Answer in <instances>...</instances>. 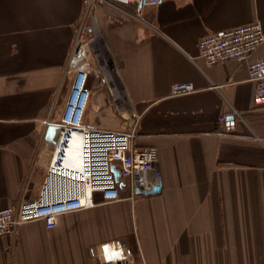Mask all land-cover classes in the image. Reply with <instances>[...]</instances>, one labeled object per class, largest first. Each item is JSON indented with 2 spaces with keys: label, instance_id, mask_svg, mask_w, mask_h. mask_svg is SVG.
Masks as SVG:
<instances>
[{
  "label": "crops",
  "instance_id": "1",
  "mask_svg": "<svg viewBox=\"0 0 264 264\" xmlns=\"http://www.w3.org/2000/svg\"><path fill=\"white\" fill-rule=\"evenodd\" d=\"M260 21L264 0H0V207L38 196L70 81L91 89L86 116H128L156 147L162 189L64 213L0 237V264H101L123 240L146 264H264V105L245 62L209 65L202 37ZM83 58H77L76 47ZM264 56V43L251 59ZM177 82L194 91L173 95ZM227 121L220 122V116Z\"/></svg>",
  "mask_w": 264,
  "mask_h": 264
},
{
  "label": "built area",
  "instance_id": "2",
  "mask_svg": "<svg viewBox=\"0 0 264 264\" xmlns=\"http://www.w3.org/2000/svg\"><path fill=\"white\" fill-rule=\"evenodd\" d=\"M117 1L134 5L137 12L143 3V0ZM262 43L263 25L254 21L210 33L200 39L198 47L209 65L226 60L245 62L250 79L255 82L254 101L264 105V56L251 59ZM76 53L78 56L82 53L81 45L76 47ZM87 79L85 70H78L72 76L39 194L17 206L0 207V237L13 235L19 225L35 220H41L47 228H55L60 215L94 206L97 192L106 201L121 199L123 183L131 190L130 198L138 194L137 188L150 189L161 184L158 150L136 146L133 127L112 130L87 123L91 96ZM194 89L190 82H177L172 85L171 93L183 95ZM225 121L227 115H221L220 122ZM79 138L81 141L77 143ZM99 258L101 264H146L140 252L120 239L102 242Z\"/></svg>",
  "mask_w": 264,
  "mask_h": 264
},
{
  "label": "rangeland",
  "instance_id": "3",
  "mask_svg": "<svg viewBox=\"0 0 264 264\" xmlns=\"http://www.w3.org/2000/svg\"><path fill=\"white\" fill-rule=\"evenodd\" d=\"M128 116H86L91 126L122 129L129 121Z\"/></svg>",
  "mask_w": 264,
  "mask_h": 264
},
{
  "label": "water",
  "instance_id": "4",
  "mask_svg": "<svg viewBox=\"0 0 264 264\" xmlns=\"http://www.w3.org/2000/svg\"><path fill=\"white\" fill-rule=\"evenodd\" d=\"M82 56H83V52L77 58L81 59V58H83ZM78 70H85L87 72V70L84 67H79L76 69V71H78ZM87 74H88V72H87ZM58 128H59V126L56 124H52L48 127L47 134H46L47 140H49L51 142H55V136L57 134ZM116 177H118V173H116ZM161 189H162V185L159 184L158 186H154L150 189H139V188H137L136 193L143 194V195H155V194H158L161 191Z\"/></svg>",
  "mask_w": 264,
  "mask_h": 264
},
{
  "label": "bare ground",
  "instance_id": "5",
  "mask_svg": "<svg viewBox=\"0 0 264 264\" xmlns=\"http://www.w3.org/2000/svg\"><path fill=\"white\" fill-rule=\"evenodd\" d=\"M80 138L78 139V142L77 143H80ZM96 142V141H95ZM79 145V144H78ZM79 147V146H78ZM77 154V153H76ZM96 176H97V178H96V180L98 179V177H99V175H98V173L96 174Z\"/></svg>",
  "mask_w": 264,
  "mask_h": 264
}]
</instances>
